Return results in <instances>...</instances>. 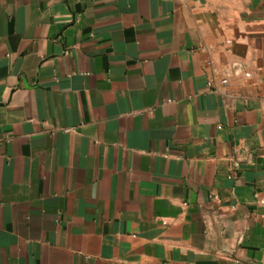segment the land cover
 Returning <instances> with one entry per match:
<instances>
[{"label": "crops", "instance_id": "0c3cea01", "mask_svg": "<svg viewBox=\"0 0 264 264\" xmlns=\"http://www.w3.org/2000/svg\"><path fill=\"white\" fill-rule=\"evenodd\" d=\"M0 264H264V0H0Z\"/></svg>", "mask_w": 264, "mask_h": 264}, {"label": "built area", "instance_id": "2783aa9c", "mask_svg": "<svg viewBox=\"0 0 264 264\" xmlns=\"http://www.w3.org/2000/svg\"><path fill=\"white\" fill-rule=\"evenodd\" d=\"M226 81H224V83H225Z\"/></svg>", "mask_w": 264, "mask_h": 264}]
</instances>
